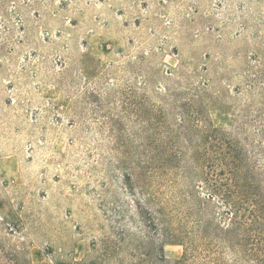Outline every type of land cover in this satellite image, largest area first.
<instances>
[{
  "label": "rangeland",
  "instance_id": "rangeland-1",
  "mask_svg": "<svg viewBox=\"0 0 264 264\" xmlns=\"http://www.w3.org/2000/svg\"><path fill=\"white\" fill-rule=\"evenodd\" d=\"M183 110L221 138L202 162ZM231 198L264 207V0H0V264H178V226L257 264Z\"/></svg>",
  "mask_w": 264,
  "mask_h": 264
},
{
  "label": "trees",
  "instance_id": "trees-1",
  "mask_svg": "<svg viewBox=\"0 0 264 264\" xmlns=\"http://www.w3.org/2000/svg\"><path fill=\"white\" fill-rule=\"evenodd\" d=\"M186 119V121H185ZM193 114L189 113L188 110H183L182 113L179 115V126L183 132L184 135L188 136L189 138V144L192 146V151H194L192 154L193 155V161L195 163L202 162L201 157H199L198 151L203 148V151L205 150V145H209V141L213 139H218L217 135H210V131L206 129V127H199L197 122L194 120ZM183 120V121H182ZM169 135L172 137L177 138L178 134L177 132H169ZM216 136V137H215ZM195 138V140L193 139ZM197 139V140H196ZM216 139V140H217ZM221 139V138H220ZM223 140V138H222ZM226 141V140H224ZM229 144V143H228ZM203 145V147H202ZM178 149H176L173 144H169L168 147H153V149L149 148H143L142 154H143V162L146 167H152L154 163L158 167H164L166 168L167 165H173V158H170L169 155L173 153V155L181 157V152L178 154ZM169 154V155H168ZM169 157V158H168ZM207 157L206 154L203 153V158ZM175 163H178L176 160ZM155 165V166H156ZM227 201V200H225ZM250 202L254 205L253 208L251 209H244L241 210L239 208V204L231 198L226 202L229 207L226 210V215L230 214L228 216V219L230 221V225L234 231H238L242 233L244 236L245 240L241 241L240 246H244L241 248L243 254L248 256L250 259L254 260L257 262V264H264V230L260 227L261 225L264 224V207L261 205L259 206L258 201L256 199H251ZM256 203V206H255ZM145 210V209H144ZM161 215L162 213L159 211H154L151 213L150 211H147L144 213V216L141 215L139 212L137 215L140 217L138 223H142L144 226L148 228H152L153 230H157L161 226L164 225L163 222H158L159 219L155 216L156 214ZM118 215L120 213L118 212ZM133 221L135 222V218H133ZM219 229H222L219 227ZM160 230V229H159ZM174 232L176 233L178 237L180 236L181 239L184 241L182 243L184 253H183V258L178 261V264H191V262L196 258L199 257L202 259L200 262L201 264H224L221 261V258L219 255L216 253V249L218 245H215L214 237L213 235L215 234L214 232H206L204 235L205 237L202 240V247H201V252H198L197 250V245H196V239L191 236L188 232H184L183 230H180V226L174 227ZM251 232L252 235H251ZM166 233V232H164ZM162 235V234H161ZM217 235V234H215ZM218 236V235H217ZM255 242H254V241ZM252 241V242H251ZM249 243V245H247ZM215 245V246H214ZM247 245V246H246ZM214 246V247H213ZM117 251L120 249V246H116ZM113 254H117L119 252L112 251ZM141 255L143 257H148L149 252H141ZM139 261L144 262V259L138 258ZM156 260L162 259V256L159 255L158 257H155ZM131 264H142L140 262L136 263H131ZM150 264H160V263H150Z\"/></svg>",
  "mask_w": 264,
  "mask_h": 264
}]
</instances>
